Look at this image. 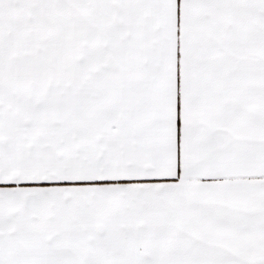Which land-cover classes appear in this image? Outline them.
<instances>
[{"label":"snow or ice","instance_id":"snow-or-ice-1","mask_svg":"<svg viewBox=\"0 0 264 264\" xmlns=\"http://www.w3.org/2000/svg\"><path fill=\"white\" fill-rule=\"evenodd\" d=\"M0 264H264V0H0Z\"/></svg>","mask_w":264,"mask_h":264}]
</instances>
